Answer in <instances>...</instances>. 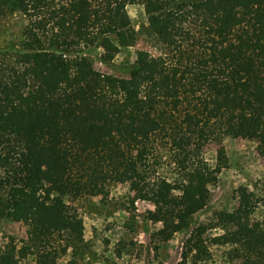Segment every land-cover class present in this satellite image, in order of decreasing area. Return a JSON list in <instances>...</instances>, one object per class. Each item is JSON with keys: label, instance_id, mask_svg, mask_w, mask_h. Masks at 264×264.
<instances>
[{"label": "trees", "instance_id": "obj_1", "mask_svg": "<svg viewBox=\"0 0 264 264\" xmlns=\"http://www.w3.org/2000/svg\"><path fill=\"white\" fill-rule=\"evenodd\" d=\"M131 5L160 53L117 65L141 36ZM16 15L27 24L0 44V209L19 213L26 238L0 246V264H57L84 238L65 198L105 196L111 179L133 180V204H153L159 242L187 232L177 264L206 254L208 228L193 218L226 166L224 138H252L264 155V0H0V38ZM211 142L213 168L200 158ZM159 144L173 148L179 180L150 169ZM236 197L215 241L239 264H264L258 199L244 188Z\"/></svg>", "mask_w": 264, "mask_h": 264}, {"label": "rangeland", "instance_id": "obj_2", "mask_svg": "<svg viewBox=\"0 0 264 264\" xmlns=\"http://www.w3.org/2000/svg\"><path fill=\"white\" fill-rule=\"evenodd\" d=\"M127 11L141 36L134 47L124 48L116 56L117 65L140 62L160 53L156 41L147 35L148 21L143 7L131 5ZM26 24L27 20L21 15L4 20L0 44L17 41ZM96 66L104 69L99 63ZM222 145L227 157L226 166L218 181L210 186L207 207L193 218V226L205 224L208 228L203 236L207 251L206 254L192 253L187 264L240 263L239 258H232L230 245L215 241L224 233L220 215L238 208L236 191L240 188L255 194L259 203L253 219L264 228V155L260 153L257 141L233 135L225 137ZM172 149L170 144H159L152 153L157 158L147 156V160L154 164L150 169L157 168L159 176L179 180L171 159ZM218 149L219 145L214 142L205 144L200 158L207 167L217 165ZM107 192L105 196L92 194L65 198L84 221V238L76 249L59 258L57 264H177L181 261L187 232L177 233L168 242H159L156 233L162 225L148 218L149 211L154 210L152 203L137 200L133 204V180L111 179ZM12 237L21 246L20 240L26 238V229L19 213L0 209V246ZM20 264H36L35 258L29 256Z\"/></svg>", "mask_w": 264, "mask_h": 264}]
</instances>
